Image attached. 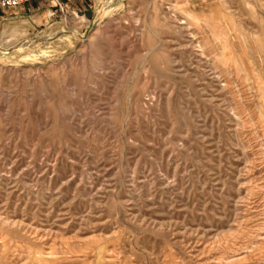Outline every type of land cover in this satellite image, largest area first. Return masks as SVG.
Segmentation results:
<instances>
[{"label": "rangeland", "instance_id": "1", "mask_svg": "<svg viewBox=\"0 0 264 264\" xmlns=\"http://www.w3.org/2000/svg\"><path fill=\"white\" fill-rule=\"evenodd\" d=\"M0 264H264V0L0 7Z\"/></svg>", "mask_w": 264, "mask_h": 264}, {"label": "built area", "instance_id": "2", "mask_svg": "<svg viewBox=\"0 0 264 264\" xmlns=\"http://www.w3.org/2000/svg\"><path fill=\"white\" fill-rule=\"evenodd\" d=\"M33 0H0L1 8H14L20 5H24L30 3Z\"/></svg>", "mask_w": 264, "mask_h": 264}]
</instances>
